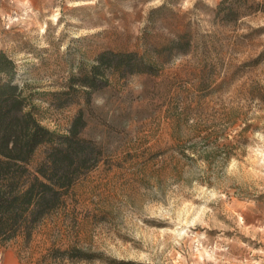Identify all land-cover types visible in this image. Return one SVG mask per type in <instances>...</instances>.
Here are the masks:
<instances>
[{
    "label": "rangeland",
    "instance_id": "1",
    "mask_svg": "<svg viewBox=\"0 0 264 264\" xmlns=\"http://www.w3.org/2000/svg\"><path fill=\"white\" fill-rule=\"evenodd\" d=\"M221 1L0 0L27 111L56 138L82 111L103 153L0 264H264V14ZM105 51L150 67L89 88Z\"/></svg>",
    "mask_w": 264,
    "mask_h": 264
},
{
    "label": "trees",
    "instance_id": "2",
    "mask_svg": "<svg viewBox=\"0 0 264 264\" xmlns=\"http://www.w3.org/2000/svg\"><path fill=\"white\" fill-rule=\"evenodd\" d=\"M249 13L264 14V0H222L216 9V16L229 21ZM149 67L136 52L105 51L98 55L85 86L92 89L105 86L109 69L135 74L147 72ZM16 77L15 61L0 51V241L3 243L25 230L30 236V229L64 205L70 190L103 157L94 141L81 137L86 126L82 111L74 118L68 135L56 138L27 111V98ZM44 144L53 145L32 173L28 166L38 147Z\"/></svg>",
    "mask_w": 264,
    "mask_h": 264
},
{
    "label": "bare ground",
    "instance_id": "3",
    "mask_svg": "<svg viewBox=\"0 0 264 264\" xmlns=\"http://www.w3.org/2000/svg\"><path fill=\"white\" fill-rule=\"evenodd\" d=\"M55 19V18H54Z\"/></svg>",
    "mask_w": 264,
    "mask_h": 264
}]
</instances>
